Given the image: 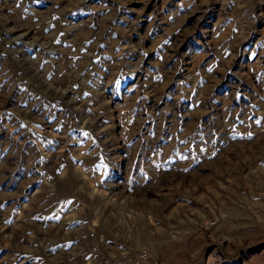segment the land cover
<instances>
[{
  "label": "rangeland",
  "instance_id": "obj_1",
  "mask_svg": "<svg viewBox=\"0 0 264 264\" xmlns=\"http://www.w3.org/2000/svg\"><path fill=\"white\" fill-rule=\"evenodd\" d=\"M0 264H264V0H0Z\"/></svg>",
  "mask_w": 264,
  "mask_h": 264
}]
</instances>
